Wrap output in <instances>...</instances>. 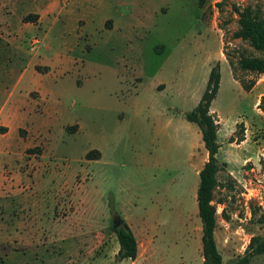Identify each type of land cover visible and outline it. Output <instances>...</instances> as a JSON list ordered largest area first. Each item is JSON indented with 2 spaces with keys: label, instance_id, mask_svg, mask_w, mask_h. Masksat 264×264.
Masks as SVG:
<instances>
[{
  "label": "rangeland",
  "instance_id": "1",
  "mask_svg": "<svg viewBox=\"0 0 264 264\" xmlns=\"http://www.w3.org/2000/svg\"><path fill=\"white\" fill-rule=\"evenodd\" d=\"M247 7L264 24V0H0V264H129L114 216L135 264H202L207 151L184 113L216 63L223 264L264 236V72L238 64L264 52L235 36Z\"/></svg>",
  "mask_w": 264,
  "mask_h": 264
},
{
  "label": "trees",
  "instance_id": "2",
  "mask_svg": "<svg viewBox=\"0 0 264 264\" xmlns=\"http://www.w3.org/2000/svg\"><path fill=\"white\" fill-rule=\"evenodd\" d=\"M239 28L235 36L247 40L256 50L264 52V24L258 10L244 8L238 12ZM239 67L252 72H264V57L243 56L238 60ZM220 66L216 63L210 68L204 91L197 105L184 113L185 119L198 126L201 139L207 151V160L199 171V182L196 190L198 216L201 221L202 264H223L221 254L214 238L215 211L211 204L212 189L216 184L215 174L218 170L217 123L209 111L212 100L216 97L220 83ZM244 89L248 87L243 85ZM99 153L98 150H94ZM86 155H89L88 153ZM88 157V156H87ZM118 243L117 260L129 259V264H135L137 256V241L132 229L124 221L113 230ZM250 249L243 256L226 264H249L254 255L264 254V236L253 237L249 243Z\"/></svg>",
  "mask_w": 264,
  "mask_h": 264
},
{
  "label": "water",
  "instance_id": "3",
  "mask_svg": "<svg viewBox=\"0 0 264 264\" xmlns=\"http://www.w3.org/2000/svg\"><path fill=\"white\" fill-rule=\"evenodd\" d=\"M124 222V219L120 216H114L112 221V230L120 226Z\"/></svg>",
  "mask_w": 264,
  "mask_h": 264
}]
</instances>
